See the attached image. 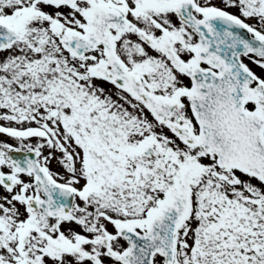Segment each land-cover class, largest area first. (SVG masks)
<instances>
[{
	"label": "snow or ice",
	"instance_id": "snow-or-ice-1",
	"mask_svg": "<svg viewBox=\"0 0 264 264\" xmlns=\"http://www.w3.org/2000/svg\"><path fill=\"white\" fill-rule=\"evenodd\" d=\"M0 264H264V0H0Z\"/></svg>",
	"mask_w": 264,
	"mask_h": 264
}]
</instances>
